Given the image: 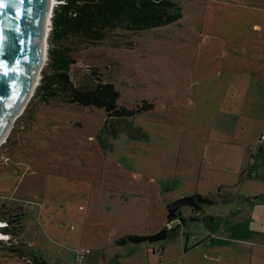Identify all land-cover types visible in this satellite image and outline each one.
I'll return each mask as SVG.
<instances>
[{
    "label": "rangeland",
    "instance_id": "obj_1",
    "mask_svg": "<svg viewBox=\"0 0 264 264\" xmlns=\"http://www.w3.org/2000/svg\"><path fill=\"white\" fill-rule=\"evenodd\" d=\"M171 1L182 8L179 21L138 34L113 32L132 47H87L70 69L76 85L91 82L94 71L114 83L121 106L147 101L152 111L118 118L109 131L104 110L45 106L35 90L0 146V221L23 214L17 237L3 235L0 264H71L81 248L90 250L89 264H218L220 244L208 245L215 238L209 230L221 229L226 217L205 225L192 221L190 206L179 208L163 242H113L117 225L132 219L130 205L119 206L117 198L126 186L147 195L154 188L168 200L196 185L200 193L221 183L236 195L264 192L261 179L242 182L250 151L264 145V0ZM260 220L251 208L230 216L225 232L247 238L261 231ZM145 229L140 233L154 230ZM159 246L162 256L153 253Z\"/></svg>",
    "mask_w": 264,
    "mask_h": 264
},
{
    "label": "trees",
    "instance_id": "obj_2",
    "mask_svg": "<svg viewBox=\"0 0 264 264\" xmlns=\"http://www.w3.org/2000/svg\"><path fill=\"white\" fill-rule=\"evenodd\" d=\"M57 2L52 9L47 39L49 45L47 60L33 97L35 101L45 106L60 104L102 109L107 117L106 127H110L109 131H112L111 123L118 118H135L143 112L152 111L154 105L147 101H142L132 109L121 106L120 91L116 89L114 83L106 82L94 71L90 70L89 73L91 82L76 85L70 76V69L77 64L76 55L87 47L102 45L132 47L128 42L122 41L124 39L122 37L119 40L113 38V32L138 34L176 23L182 17L181 6L171 0H57ZM199 204L210 203L201 198ZM196 212L200 213L199 210ZM22 215L20 210L17 215L12 216L14 220L6 218L5 222L0 221L2 225L0 233L4 235L10 233L17 237ZM201 217H195L192 221L201 220ZM172 231L174 230L167 229L164 225L163 229L154 234L126 233L115 240V245L163 242ZM2 242L0 239V245ZM8 246L13 247L11 244ZM11 247L4 248L18 252ZM33 262L49 264L41 258H36Z\"/></svg>",
    "mask_w": 264,
    "mask_h": 264
},
{
    "label": "crops",
    "instance_id": "obj_3",
    "mask_svg": "<svg viewBox=\"0 0 264 264\" xmlns=\"http://www.w3.org/2000/svg\"><path fill=\"white\" fill-rule=\"evenodd\" d=\"M264 135V134H260ZM263 144H264V140ZM256 152V153H255ZM246 168L244 169V172L242 173V182H245V180H258L261 179L263 180L264 183V145L259 148L257 151L256 150H251L249 153V158L246 162ZM129 179H131L134 182L133 176H131ZM131 182V181H129ZM245 184V183H244ZM144 186V185H140ZM231 184H220L219 189L216 190L214 193L209 191L206 193H200L198 192L197 188L198 186L190 187L189 190H182L184 193L181 194V197H185L188 195H200L201 198L206 199L211 205L209 214L206 217V211H204V205L199 206L198 209H193L194 211H200L201 216L204 214L205 217L202 218L201 220L203 224H211L213 223L218 217H221L225 215L226 221L223 223V226L221 229H215V226H212L210 228V232L212 233L211 235H215L214 241L211 240L209 244L215 245L216 243L220 244L219 245V251H218V259L217 257L215 258V263L216 261L218 264H223L222 260L223 258H230L232 256V259L230 263L227 264H233L232 262L235 261V264H264V226L261 225V223H264V192H259L256 195L252 196L251 194L249 195H244V194H238L233 193L231 191ZM127 188L124 189L122 193H125L124 197L123 195H120L118 200L121 202H124L122 204L119 203V201L114 197L113 202L111 205L115 206L113 207L114 209L116 208V205L123 206V205H130V209L127 210L126 208L123 207V210H127V212L131 213L132 219L131 220H126L125 226H119L117 225V231L116 234L118 235L113 242L115 243V240L120 238V236H123L126 233H131V234H154L158 232L160 229L164 228V225L171 220H169L168 213L166 211V205L169 204L171 201L175 199H170L165 197V195H162L161 193H158L154 188H151V194L147 195L145 193L144 189L140 190L139 193L136 192V188L133 186H126ZM145 187V186H144ZM134 190V191H132ZM130 193V194H129ZM128 195L135 197L137 199L136 203H133L131 199H128ZM180 197V198H181ZM166 199V204H164V200ZM263 200V201H262ZM164 204V205H163ZM110 204H105L106 208H109ZM216 205V206H214ZM108 206V207H107ZM127 206V205H126ZM150 206V207H149ZM112 207V206H110ZM118 207V206H117ZM165 208V210H163ZM251 208H256L257 210V215L260 216V228L261 231H253L256 233H248L247 238H235L231 234H228L225 232L226 229V223L229 221L230 216H233V219L236 217L238 213L240 212H245L246 214L250 212ZM220 210V211H219ZM106 211V210H105ZM168 219V221H166ZM116 220V218H115ZM208 220V221H206ZM160 222V224L157 225H150V222ZM184 224V220L181 219V214H180V220L179 223ZM117 223V222H116ZM172 223V228L175 229ZM220 224V223H219ZM141 225H143L141 227ZM130 226V227H128ZM154 228L153 231L146 230L148 227ZM106 227V226H105ZM145 229L146 233H140V230ZM116 229V228H114ZM218 231L220 233H218ZM152 232V233H149ZM116 236V235H114ZM211 237V236H210ZM188 241V238H187ZM185 242V252L189 250V247L187 246L188 242ZM202 242V241H201ZM201 242H198L201 243ZM197 244V245H198ZM195 247L191 246L190 250ZM160 248L161 250V256L164 254V249L165 247H157L155 249ZM155 249H153V253H155ZM192 252V251H191ZM160 259V258H159ZM187 261V260H186ZM162 263L161 259L159 260V263ZM88 263V262H87ZM89 264V263H88ZM187 264V263H186Z\"/></svg>",
    "mask_w": 264,
    "mask_h": 264
},
{
    "label": "water",
    "instance_id": "obj_4",
    "mask_svg": "<svg viewBox=\"0 0 264 264\" xmlns=\"http://www.w3.org/2000/svg\"><path fill=\"white\" fill-rule=\"evenodd\" d=\"M56 1V0H55ZM0 146L26 109L45 66L50 0H0ZM47 22V23H46ZM47 58V57H46ZM47 60V59H46ZM200 195L176 198L166 205L169 220L179 208L198 209Z\"/></svg>",
    "mask_w": 264,
    "mask_h": 264
},
{
    "label": "built area",
    "instance_id": "obj_5",
    "mask_svg": "<svg viewBox=\"0 0 264 264\" xmlns=\"http://www.w3.org/2000/svg\"><path fill=\"white\" fill-rule=\"evenodd\" d=\"M264 140V136L261 135L260 137V141ZM201 214L199 212H196L195 213V217H200ZM165 227L167 229H171L172 228V223L171 222H168L165 224ZM156 254L160 255L161 256V250L160 248L158 249H155L154 250ZM89 254V250L86 249V248H81L79 251H77L76 253V258H75V261H73L71 264H88L86 263L85 261V257Z\"/></svg>",
    "mask_w": 264,
    "mask_h": 264
},
{
    "label": "bare ground",
    "instance_id": "obj_6",
    "mask_svg": "<svg viewBox=\"0 0 264 264\" xmlns=\"http://www.w3.org/2000/svg\"><path fill=\"white\" fill-rule=\"evenodd\" d=\"M54 2H55V0H50V6H51L50 8H52V9H53V7L55 5ZM46 25H48V27L46 26V31H48V32H47L46 43H45V52H43L44 53V61H46V59H47L46 58L47 57V52H48V42H47V39L49 37V32H50L49 24L47 23ZM3 235L4 234L0 233V239H4Z\"/></svg>",
    "mask_w": 264,
    "mask_h": 264
},
{
    "label": "snow or ice",
    "instance_id": "obj_7",
    "mask_svg": "<svg viewBox=\"0 0 264 264\" xmlns=\"http://www.w3.org/2000/svg\"><path fill=\"white\" fill-rule=\"evenodd\" d=\"M0 7H3V5H0Z\"/></svg>",
    "mask_w": 264,
    "mask_h": 264
}]
</instances>
